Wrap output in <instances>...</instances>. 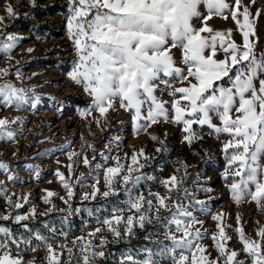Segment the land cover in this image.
<instances>
[{
    "label": "snow or ice",
    "instance_id": "snow-or-ice-1",
    "mask_svg": "<svg viewBox=\"0 0 264 264\" xmlns=\"http://www.w3.org/2000/svg\"><path fill=\"white\" fill-rule=\"evenodd\" d=\"M255 2L251 0L252 4ZM4 8L5 15H0V25L6 18L15 19L18 15L11 4ZM228 14L242 35V46L231 40V29L217 31L207 23L213 16L227 19ZM260 14L257 11L256 18ZM194 21H199L201 26L197 28ZM253 21L248 6H243L242 0H234L232 4L228 0H69L67 30L76 60L68 77L75 84L82 85L92 98L87 114L97 111L105 117L109 110H115L118 101L120 108L131 113L134 133L146 131L163 120L182 124L183 139L189 145L201 138V133L193 128L196 124L206 125L217 137L227 134L229 139L223 146L227 161L223 179L231 180L229 191L232 199L240 203L250 197L257 205H264V163H261L264 160V55L257 58L255 44L250 41V36H255ZM20 39L10 33H0V53L10 54ZM173 49L181 51L183 67L177 66ZM218 51H223L224 59L216 58ZM9 74L7 68L0 69V75ZM16 75L20 77L19 69ZM174 82L185 86L175 87ZM165 91L172 98L170 102L157 96L158 92L163 95ZM40 101L39 94L33 92L29 96L11 81L0 83V104L6 107L20 109L30 104L32 109H36ZM169 103L170 110L167 107ZM213 117L219 119V125L213 123ZM15 122L0 119V140L15 138L16 133L10 127ZM96 122L99 123L98 120ZM151 139L158 138L151 136ZM72 155L76 154H70L69 159ZM138 156H144L143 150L133 153L132 165H122L116 157L113 158L116 166L105 169V185L109 190L103 196L119 195L113 181L122 177L127 199L123 201V207L113 208L111 218L97 217V222L103 227L88 232L87 237H77L72 241V247L61 243L60 253H57L48 238L39 232L34 234V239L40 243L32 247L33 237L17 238L8 227L0 226V264H36V258L31 261L23 259L21 244L28 246L25 251L35 252L41 246L46 248L49 253L45 258L46 264H97L98 258L107 256L97 248L103 249L109 243L101 233L105 230L110 232L114 242L123 238L131 240L135 235L134 229L139 226L145 230L146 225L153 223V217L164 226V240L153 241L151 233L145 235L143 238L154 247L129 249L121 254L119 264H249V261L251 264H264V228L257 232L261 237L259 242L246 237L242 228H236L246 256L241 260L240 252L227 248L230 237L226 226L220 222L223 214L212 215V219L218 222V234L211 237L217 256L213 258L208 253L202 244L207 230H201L204 222L196 215L197 212H207V202L197 199L195 193L184 186V177L172 175L160 181L165 189L163 195L151 191L147 195L135 194L137 186L145 180L140 172L145 164L140 163ZM148 159L150 157L144 156L145 161ZM83 162L89 164L86 157ZM9 169V164L0 161V171L7 175L8 180H17L18 177L10 174ZM71 171L72 166L69 165L70 174ZM56 175L68 189L67 195L71 199L72 185L59 171ZM146 179L154 180L155 177ZM78 182L83 186L82 179ZM93 187L91 198L95 199L100 192ZM200 190L211 191L208 188ZM0 192L6 195L4 189L0 188ZM53 195V192H47L44 202L49 203L48 197ZM89 198L85 193L84 199ZM22 199L27 201V197ZM7 202L16 209L22 206L18 202L13 204L11 198ZM74 211L77 214L87 211L89 217L94 215L90 209L77 208ZM126 211L132 214L125 217L123 213ZM162 211L167 215L162 216ZM34 214L35 209L32 210ZM10 218L8 215L0 216L3 220ZM14 219L21 222L30 216L16 215ZM23 227L31 231L27 224ZM45 227L53 234L56 232L55 227ZM62 235L66 239L68 233ZM98 236L100 244L95 245L93 239ZM13 245L15 256L12 254ZM65 250L68 253L66 262L62 258Z\"/></svg>",
    "mask_w": 264,
    "mask_h": 264
},
{
    "label": "rangeland",
    "instance_id": "rangeland-1",
    "mask_svg": "<svg viewBox=\"0 0 264 264\" xmlns=\"http://www.w3.org/2000/svg\"><path fill=\"white\" fill-rule=\"evenodd\" d=\"M233 2L234 0H228L230 4ZM53 3L60 7L54 14L36 15L37 7ZM6 4H11L18 15L15 19L6 18L4 24L0 25V33H10L22 39L10 54L0 53V69L7 68L10 73L7 76L0 75V83L11 81L17 87L23 88L29 96L33 92L39 94L41 101L36 109H32L30 104L20 109L0 104V119L16 121L10 124L11 129L16 133L15 138L11 141L0 140V161L9 164L10 174L18 177L15 181H9L7 175L0 171V181L3 182L0 188L6 192V195L0 192V216L11 217L8 220L0 219V226L8 227L17 238H26L21 231L24 229V224L28 225L50 213L63 215L62 224L51 226L55 227L56 232L47 237L48 242L52 243L57 253H60L61 243L66 247H72V241L77 237H87L88 232L103 227L97 222V217L111 218L114 207L124 206L123 201L127 197L124 194L125 185L122 177H117L113 181L114 187L120 194L109 196L118 198L121 206L114 204L106 208L101 204L106 199L103 193L109 190L105 185V169L116 166V160L113 158L118 157L122 165H132L133 153L143 150L144 156L150 159L145 161L144 156H138L140 163L145 164L140 170L145 180L137 186L135 194L147 195L151 191L163 195L165 189L160 181L172 175L184 177V186L195 193L197 199L207 202V212L205 214L197 212L196 215L204 222L202 227L199 225L198 227H201L202 231L207 230L202 244L207 247L208 253L213 258L217 256L211 237L218 234L216 228L218 222L212 219V215L223 214L220 222L226 226L227 235L230 237L227 248L240 252L239 259H245L246 256L242 252L243 244L236 228H242L246 237L259 242L261 237L257 232L264 228V205H257L250 197L240 203L232 199L229 191L231 180L223 179L227 166L223 146L229 139L227 134L217 137L206 125L201 127L196 124L193 128L201 133V138L189 145L183 139L185 134L182 124L166 123L163 120L137 134L133 131L131 113L120 108L118 101L115 110H109L105 117H101L97 111L87 114L92 98L84 91L82 85L75 84L68 77L76 60V52L67 30L69 0H34V2L33 0H0V15H5ZM242 5L248 6L254 18L255 36H250V41L254 42L255 55L260 58L264 55V0H256L255 4H252L251 0H242ZM201 11L207 14L203 7ZM257 11L261 13L258 18H256ZM27 17L35 23H44L49 28L40 32L33 28L20 29V20ZM194 23L197 28L201 26L199 21ZM207 23L217 31L226 32L231 29V40L237 45H243L242 35L230 14L227 19L213 16ZM29 49L32 51H28ZM173 54L177 66L183 67L180 63L181 51L173 49ZM216 58L224 59L223 51H218ZM17 69L20 72L19 78L16 75ZM224 84L227 86V78ZM174 86L185 85L174 82ZM157 96L169 102L172 99L167 91L163 95L158 92ZM167 107L170 110L171 104L169 103ZM82 112L85 114L81 115ZM97 120L99 123L96 122ZM213 123L219 125L220 121L213 117ZM151 136L158 139L153 140ZM159 141L164 143L161 144ZM158 148L166 150L157 151ZM73 153L76 155H72L69 159L70 154ZM105 156L109 159L105 160ZM85 157L89 160L88 165L83 162ZM261 163H264V160ZM69 165L72 166L71 174ZM58 171L72 185L71 199L67 195L68 189L62 185L56 175ZM124 172L127 173V167ZM148 176L155 179L147 180ZM81 179L83 186L78 182ZM93 186L100 192L95 199L91 198ZM202 188L211 191H202L200 190ZM49 191L54 195L48 197L49 203H45L44 198ZM85 193L89 194L88 200L84 199ZM173 195L175 196L176 193ZM23 197H27V201L22 199ZM8 198H11L13 204L18 202L22 206L16 209L7 202ZM77 208L90 209L94 215L89 217L87 211L77 214L74 211ZM33 209H35L34 215H32ZM131 214L132 212L128 211L123 213L125 217ZM16 215L30 216V219L16 222L14 219ZM161 215L166 216L167 213L162 211ZM65 217L74 219L75 225L69 226ZM145 230L151 231V236L155 240H164V226L157 223L155 217L153 223L146 225ZM65 232L68 233L66 239L62 235ZM134 233L131 240L138 235H144L145 232L137 226ZM100 235L109 243L103 249L97 248V251L106 252L110 245L118 243L114 242L112 234L107 230ZM131 240L123 238L119 242ZM39 243L34 242V247ZM93 243L100 244L99 236L93 239ZM27 247L20 245L21 255L25 261L36 258V264H46L45 258L49 255L46 248L41 246L33 252L30 249L25 251ZM12 248V254L15 256V246L13 245ZM62 258L67 261L66 250ZM120 260L121 255L118 256V262Z\"/></svg>",
    "mask_w": 264,
    "mask_h": 264
},
{
    "label": "trees",
    "instance_id": "trees-1",
    "mask_svg": "<svg viewBox=\"0 0 264 264\" xmlns=\"http://www.w3.org/2000/svg\"><path fill=\"white\" fill-rule=\"evenodd\" d=\"M60 7L56 4H47L42 7L36 8V15L37 16H44L47 14H54L57 10H59ZM20 29H36L37 31H42L44 29H48L49 27L44 23H35L30 17H27L26 19L20 20ZM101 204H104L103 207L109 208L110 206H113L116 204L117 206H121V203L118 201V198L114 197H108L102 201ZM63 216V215H62ZM59 214L50 213L41 219L30 222L28 224L29 230H26L25 228L21 231L24 233V236L26 238L33 237L32 238V247L35 246L36 240L34 239V234L36 232H39L40 234L49 237L52 236L53 233L49 232L48 228L45 227V225L48 226H58L62 224L64 218ZM65 220H68L69 226H74L76 221L70 217H65ZM144 235H138L135 239L131 241H121L117 244L110 245L108 249L106 250V258H100L97 261V264H119L118 262V256L121 255L123 252L132 249L133 251L141 249L143 247H154L148 240H145L143 237L145 235H148L149 233L152 234L151 231L144 230ZM151 239L155 241V239L151 236ZM35 242V244H34Z\"/></svg>",
    "mask_w": 264,
    "mask_h": 264
}]
</instances>
